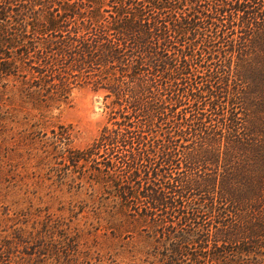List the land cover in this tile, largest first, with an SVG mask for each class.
Listing matches in <instances>:
<instances>
[{"label": "trees", "instance_id": "1", "mask_svg": "<svg viewBox=\"0 0 264 264\" xmlns=\"http://www.w3.org/2000/svg\"><path fill=\"white\" fill-rule=\"evenodd\" d=\"M12 1L0 79L26 69L46 111L75 83L106 92L112 126L68 161L155 229L163 263L264 264V0Z\"/></svg>", "mask_w": 264, "mask_h": 264}, {"label": "rangeland", "instance_id": "2", "mask_svg": "<svg viewBox=\"0 0 264 264\" xmlns=\"http://www.w3.org/2000/svg\"><path fill=\"white\" fill-rule=\"evenodd\" d=\"M26 72L0 79V108L9 112L0 125V264H164L155 229L125 213L108 189L90 184L93 165L68 161L69 150L86 148L112 126L106 92L75 83L65 101L45 99L46 111L37 95L42 88L27 94ZM90 73L96 78V70ZM169 107L173 116L187 110L174 101Z\"/></svg>", "mask_w": 264, "mask_h": 264}]
</instances>
